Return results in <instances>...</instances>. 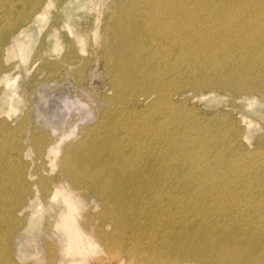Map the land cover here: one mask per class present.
<instances>
[{"label":"rangeland","instance_id":"374dc122","mask_svg":"<svg viewBox=\"0 0 264 264\" xmlns=\"http://www.w3.org/2000/svg\"><path fill=\"white\" fill-rule=\"evenodd\" d=\"M145 1H150L151 5L145 6ZM227 1L229 0H179L177 12L188 10L190 13L177 18V21L179 23L180 20L187 19L197 23L194 14H201L204 21L207 14L213 16L209 10H205L206 5L217 6L220 3L228 10L232 4L235 9L253 12L259 10V15L264 17V0ZM158 3L151 0H0V146L3 147H0V264H63L62 243L57 238L62 233L61 230H56V223L65 205L62 201L57 203L50 199L52 192L60 187L74 195L80 212L79 223L82 225L90 222V227L86 230L94 241L93 246L85 249V252L78 254L76 258L70 257V260L74 259V264H140L136 260L132 261V248L128 243L133 232L135 236L140 235L141 226H152L150 216H161L164 218L163 222L171 224L170 229L174 228L172 221L188 219L202 224L203 220L210 222V234L220 229L231 231L234 227L242 230H248L249 227L264 232V64L255 65L254 68L246 66L247 69L240 73L245 76L248 70V76L243 80L253 81L256 87L253 95H247V91L234 95L212 86H204L194 92L188 91L183 85L186 93L174 96L170 101L165 99L153 102L156 94L152 95L154 98L150 96L145 99L150 86L159 84L161 77L169 81L170 78L167 77L176 73L164 66L163 59L159 64L157 60L160 53H156L158 49L151 46L154 39H144L141 34L147 28L155 30L162 17L155 21L150 19L148 23L142 21L143 25L135 22L132 17L134 10L139 14V9L145 7L154 12L164 8L172 10L171 6L159 7L161 5ZM246 11H243V15L248 14ZM256 27L261 28V25ZM167 42L170 40H166ZM188 63L178 68V76L189 67ZM197 76L212 78L207 77L205 72ZM223 77L232 81L234 74ZM240 96L242 98H237ZM175 113L177 114L174 115ZM203 120L207 122L204 126ZM133 136L137 138L134 141ZM98 154L106 155L107 159L111 157L117 170L124 167L126 178H130L131 174L137 175V181L130 189L135 193L133 195L143 199L144 203L141 201L140 206H145V210L139 206V198L129 197L131 200L128 198L129 200L121 202L116 198L120 196V190L105 189L106 181H111L105 175L99 181L100 191L93 189L94 181L82 172L86 166L93 167L96 171L99 169L97 163L89 165L91 158L94 160ZM136 159L141 161L137 162ZM147 163H150V167ZM183 168L187 170L184 171ZM230 172L231 175H227ZM144 174H148V183L143 179ZM157 186L159 189L172 190L173 197L162 198L163 209L157 204L147 208L146 192L149 189L157 190ZM135 188L139 190L134 191ZM189 197L192 201L188 200ZM109 200L112 201L108 202ZM6 205L8 206L5 207ZM126 209L132 215L129 227L123 220ZM181 214L186 215L184 217ZM116 222H119L118 227ZM227 223L229 224L226 225ZM195 227L190 225L188 229L194 235L198 231L197 226ZM137 237L143 238L142 235ZM118 252L121 255H117ZM68 262L69 260H65V263ZM187 264L199 263L191 261Z\"/></svg>","mask_w":264,"mask_h":264},{"label":"bare ground","instance_id":"6f19581e","mask_svg":"<svg viewBox=\"0 0 264 264\" xmlns=\"http://www.w3.org/2000/svg\"><path fill=\"white\" fill-rule=\"evenodd\" d=\"M141 1V0H139ZM155 3V1L159 2L158 5H161L159 7H172L164 8L161 11L154 12L151 9H139L138 11L132 10L134 12L133 19H135V22H140L142 25L143 22H147L150 19H153L154 21L158 17H162L161 22L157 23V28L155 30L146 29L144 33L142 34V37L144 39L152 38L155 42H151V46L158 49L156 53H160L158 56V62L161 63L162 59L164 61V66L168 67L169 70H174V75L168 76L167 78L170 80H166L165 78H162L158 80L157 85L150 86L149 93L145 94V99L149 98L150 96H154L155 94L157 97L153 100L160 101L165 99H172L174 96H183L185 94L184 88L188 89V91H194L197 89L200 90V88H203L204 86H212V87H218L225 89L227 91H230L234 95L240 94L242 91H247V95H253V91L255 90V85L253 81L251 80H243L245 79V76H248V70L245 73V76L241 75L240 73H243L245 69H247L246 66L249 68H254V66H260L264 64V17L259 15L258 12L253 11H246L242 10V8L235 9V6L232 4L231 7L228 9L224 8V4L221 5V3L217 6H207V9L210 13H212L213 16L210 14H207V16H204V21H202V15L201 14H194V19L197 20V23L190 22V20L182 19L177 21V18H181L182 16H186L190 13V11H178L177 4L179 0H151ZM184 2L185 0H180ZM203 1V0H202ZM210 1V0H209ZM221 1V0H220ZM235 1V0H233ZM233 1H227V2H233ZM246 1V0H245ZM226 2V3H227ZM236 2V1H235ZM240 2V1H238ZM4 3V1H3ZM138 3V2H137ZM166 3H170V5H164ZM213 4V3H212ZM216 4V3H215ZM240 4V3H239ZM2 5V4H1ZM0 5V6H1ZM5 5V3H4ZM10 5V4H9ZM150 1H145V6H150ZM14 6V5H13ZM144 6V4L142 5ZM154 7L156 6L153 5ZM241 6V5H240ZM239 6V7H240ZM245 6V5H244ZM247 6V5H246ZM135 7V6H134ZM251 7V6H250ZM143 8V7H142ZM11 10V9H10ZM250 10V9H249ZM252 10V8H251ZM255 10V9H254ZM196 11V10H194ZM191 10V12H194ZM243 11L248 12V14L243 15ZM262 12V10H260ZM8 12V11H7ZM10 12V11H9ZM8 12V13H9ZM255 13V15H254ZM220 16V17H219ZM258 20V21H256ZM143 21V22H142ZM261 22V23H260ZM148 23V22H147ZM256 25H261L260 27H256ZM199 29V30H197ZM184 35V36H182ZM141 36V35H140ZM166 40H170V42L166 43ZM165 41V42H164ZM110 43V42H109ZM111 44V43H110ZM120 45V44H119ZM117 46V45H116ZM242 47L240 50L239 48ZM186 52V53H182ZM190 59V61H189ZM189 62V63H188ZM189 65L188 68H186L182 75H177L178 68L182 65L187 64ZM240 66V68H239ZM170 72V71H169ZM205 72L206 76H212V78H198L197 74ZM234 74V79L232 81H227V79L223 76H229ZM252 76V75H249ZM177 78H180L179 81H177ZM252 80L254 77L251 78ZM173 80V82H170ZM181 82V84H180ZM191 83V84H189ZM194 83V85H193ZM210 84V85H209ZM181 85V86H180ZM180 86V87H179ZM140 89V88H139ZM142 92V91H141ZM230 93V94H231ZM244 93V92H243ZM139 94V93H138ZM194 94V93H192ZM155 95V96H156ZM138 96V95H137ZM152 96V97H153ZM143 97V96H142ZM154 98V97H153ZM234 98V97H233ZM242 98V96L237 97ZM169 100V101H170ZM180 100V99H179ZM234 101V99H233ZM152 102V101H151ZM178 102V101H176ZM183 102V101H182ZM180 102V103H182ZM186 102V101H185ZM171 103V102H170ZM152 104V103H151ZM150 104V105H151ZM161 104V103H160ZM164 104V103H163ZM153 105V104H152ZM188 105V104H187ZM183 107V105H181ZM149 108V106H147ZM152 108V107H151ZM155 108V107H154ZM152 108V109H154ZM164 108V106H163ZM162 108V109H163ZM166 108V107H165ZM178 108V107H177ZM176 108V109H177ZM186 108V107H185ZM189 108V107H188ZM161 109V108H160ZM168 109V108H167ZM166 109V110H167ZM175 109V110H176ZM169 110V109H168ZM174 110V111H175ZM181 110V109H180ZM189 110V109H188ZM158 111V110H157ZM161 111V110H160ZM165 111V110H164ZM178 111V110H177ZM192 111V110H191ZM168 112V111H167ZM170 112V111H169ZM172 112V111H171ZM170 112V113H171ZM184 112V111H183ZM155 113V112H153ZM175 113L174 115H176ZM181 114V113H180ZM154 115V114H153ZM159 115V114H158ZM162 115V114H161ZM166 115V114H165ZM182 115V114H181ZM194 113L190 116H193ZM164 116V115H163ZM180 116V115H179ZM188 116V117H190ZM165 117V116H164ZM177 117V116H175ZM181 117V116H180ZM174 118V117H173ZM172 118V119H173ZM199 118V117H198ZM175 119V118H174ZM184 119V118H183ZM168 120V119H167ZM157 121V120H156ZM163 121V120H162ZM169 121V120H168ZM167 121V122H168ZM175 121V120H173ZM190 121V120H188ZM193 121V118H192ZM199 121V120H197ZM158 122V121H157ZM166 122V121H165ZM182 122V121H181ZM196 122V121H195ZM204 124L207 123L203 120ZM175 123V122H174ZM187 123V122H186ZM155 124V123H154ZM153 124V125H154ZM185 124V123H184ZM220 124V123H219ZM218 124V125H219ZM152 125V124H151ZM165 125V124H164ZM177 125V124H176ZM181 125V123H180ZM192 125V124H191ZM198 125V123H197ZM208 125V124H207ZM212 125V124H211ZM217 125V124H216ZM156 126V125H155ZM172 126H174L172 124ZM182 126V125H181ZM186 126V125H185ZM193 126V125H192ZM202 126V127H203ZM209 126V125H208ZM154 127V126H152ZM151 127V128H152ZM159 127V125H158ZM175 127V126H174ZM180 127V126H179ZM210 127V126H209ZM215 127V126H214ZM219 127V126H218ZM150 128V127H149ZM156 128V127H154ZM198 128V126L196 127ZM208 128V127H207ZM212 128V127H211ZM203 129V128H202ZM215 129V128H214ZM220 129V128H219ZM153 130V129H152ZM157 130V129H155ZM176 130V129H175ZM178 130V129H177ZM197 130V129H196ZM200 130V128H199ZM206 130V127H205ZM208 130V129H207ZM221 130V129H220ZM141 131V130H140ZM143 131V129H142ZM160 131V129H159ZM158 131V133H159ZM201 131V130H200ZM213 131V130H212ZM144 132V131H143ZM142 132V134H143ZM157 132V131H156ZM166 132V131H164ZM168 132V131H167ZM182 132V131H181ZM186 132V131H185ZM184 132V133H185ZM195 132V131H194ZM207 132V131H206ZM219 132V131H216ZM221 132V131H220ZM162 133V132H161ZM188 133V132H187ZM4 134V133H3ZM2 134V135H3ZM140 134V132L138 133ZM137 134V135H138ZM183 134V132H182ZM190 134V133H189ZM211 134V132H210ZM218 134V133H217ZM221 134V133H220ZM165 135V133H164ZM163 135V136H164ZM171 135V134H170ZM169 135V136H170ZM177 135V134H176ZM143 136V135H142ZM151 136V135H150ZM157 136V135H156ZM162 136V134L160 135ZM172 136V135H171ZM170 136V137H171ZM190 136V135H189ZM217 136V135H216ZM134 137V136H133ZM220 137V136H219ZM2 136L0 137V139ZM5 138V137H4ZM3 138V139H4ZM140 138V137H139ZM138 138V139H139ZM159 138V136H158ZM156 138V139H158ZM178 138V137H177ZM193 138V137H192ZM2 139V140H3ZM137 138H133V141ZM144 139V138H143ZM146 139V137H145ZM154 139V138H153ZM167 139V138H166ZM187 140V138H185ZM191 139V138H190ZM142 140V139H141ZM148 140V139H147ZM169 140V139H168ZM181 140V139H180ZM179 140V142H180ZM194 140V139H193ZM198 140V139H197ZM6 141V140H5ZM151 141V140H149ZM148 141V142H149ZM159 141V140H158ZM178 141V140H177ZM188 141V140H187ZM136 142V141H135ZM132 142V143H135ZM171 142V141H170ZM3 143V142H2ZM5 143V142H4ZM138 143V142H137ZM136 143V144H137ZM150 143V142H149ZM152 143V142H151ZM160 143V142H159ZM188 143V142H187ZM196 143V142H194ZM210 143V142H209ZM1 144V143H0ZM6 144V143H5ZM134 144V145H136ZM142 144V142H141ZM140 144V145H141ZM146 144V143H145ZM144 144V145H145ZM169 144V143H168ZM167 144V145H168ZM173 144V143H172ZM191 144V143H190ZM188 144V145H190ZM152 145V144H151ZM157 145V144H156ZM164 145V144H163ZM197 145V144H196ZM199 145V144H198ZM197 145V146H198ZM118 146V145H117ZM153 146V145H152ZM151 146V148H152ZM169 146V145H168ZM1 147V146H0ZM5 147V145H4ZM7 147V146H6ZM5 147V148H6ZM144 147V146H142ZM157 147V146H156ZM205 147V146H204ZM3 147H1L2 149ZM117 148V147H116ZM139 148V147H138ZM155 148V146H154ZM177 148V147H176ZM192 148V146H191ZM194 148V147H193ZM227 148V147H226ZM105 149V148H104ZM118 149V148H117ZM188 149V148H187ZM120 150V148L118 149ZM123 150V149H122ZM137 150V149H136ZM140 150V149H139ZM151 150V149H150ZM231 150V149H228ZM13 152V150H11ZM101 152V150L99 149ZM149 151V150H147ZM235 151V150H234ZM9 152V151H8ZM52 153L54 150L51 151ZM117 152V150H116ZM130 152V151H129ZM132 152V151H131ZM134 152V151H133ZM137 152V151H136ZM163 152V151H162ZM166 152V151H165ZM190 152V151H189ZM236 152V151H235ZM5 153V152H4ZM104 153V152H102ZM108 153V151H107ZM104 153V154H107ZM118 153V152H117ZM120 153V152H119ZM125 153V152H124ZM135 153V152H134ZM152 153V152H151ZM155 153V152H154ZM205 153V152H204ZM6 154V153H5ZM12 154V153H11ZM10 154V155H11ZM133 155L132 153H130ZM139 154V152H138ZM137 154V155H138ZM157 154V153H156ZM165 153H163L164 155ZM231 154V153H230ZM239 154V153H238ZM242 154V153H241ZM116 155V154H115ZM123 155V154H122ZM188 155V154H187ZM236 155V154H235ZM2 156V155H1ZM9 156V155H8ZM117 156V155H116ZM124 156V155H123ZM130 156V155H129ZM134 156V155H133ZM146 156V155H145ZM166 156V155H165ZM164 156V158H165ZM243 156V155H242ZM258 156V155H257ZM7 157V156H6ZM5 157V158H6ZM67 157V156H66ZM69 157V156H68ZM106 157V158H105ZM161 157V155H160ZM196 157V156H195ZM198 157V156H197ZM206 157V156H205ZM232 157V155H231ZM3 158V157H2ZM14 158V156H13ZM72 158V157H71ZM105 155H97L94 157V160L91 158L89 161V165L93 166V163H97L96 165L99 166V169L96 171L93 169V167L86 166L84 171L82 172L86 177H89L94 182L92 183L93 189L100 188V178H102L104 175L106 176V188L120 190V196L116 197L118 200L128 199L129 197L132 199L133 197L139 198L138 203L139 206L144 203L143 199L141 200L140 196H135L132 193L131 186L137 181V178L132 175L130 178H126V171L125 168L122 167L121 169H116L114 161ZM118 158V157H117ZM132 158V157H131ZM137 158V157H136ZM169 158V157H168ZM183 158V157H182ZM185 158V157H184ZM8 159V158H7ZM5 159V160H7ZM11 159V158H10ZM17 159V158H16ZM89 159V158H88ZM130 159V157H129ZM128 159V161H129ZM135 159V158H134ZM176 159V158H175ZM194 159V158H193ZM192 159V160H193ZM198 159V158H197ZM218 159V158H217ZM216 159V160H217ZM2 160V159H0ZM13 160V159H12ZM66 160V159H65ZM75 160V159H74ZM72 160V161H74ZM78 160V159H77ZM76 160V162H77ZM137 160V159H136ZM140 160V159H138ZM137 160V162H138ZM154 160V159H153ZM157 160V159H155ZM172 160V159H171ZM177 160V159H176ZM181 160V159H180ZM179 160V161H180ZM191 160V161H192ZM199 160V159H198ZM215 160V159H214ZM213 160V161H214ZM240 160V159H239ZM82 161V159H81ZM86 161V159H85ZM119 160H117L118 162ZM125 161V160H123ZM141 161V160H140ZM152 161V160H151ZM159 161V160H158ZM163 161H165L163 159ZM212 161V162H213ZM221 161V160H220ZM223 161V160H222ZM233 161V160H232ZM238 161V160H237ZM11 163L13 161H10ZM9 162V163H10ZM16 162V161H15ZM54 162V161H53ZM67 162V161H66ZM79 162V161H78ZM127 162V161H126ZM149 162V161H148ZM197 162V161H196ZM206 163V161H204ZM208 162V161H207ZM210 162V164L212 163ZM225 162V161H224ZM223 162V163H224ZM235 162V160H234ZM8 163V166H9ZM116 163V161H115ZM121 163V161H120ZM129 163V162H128ZM127 163V164H128ZM134 163V162H132ZM164 163V162H163ZM177 163V162H176ZM179 163V162H178ZM186 163V162H185ZM189 163V162H188ZM219 163V162H218ZM217 163V165H218ZM221 163V162H220ZM230 163V162H229ZM240 163V162H239ZM1 164V162H0ZM64 164V163H62ZM150 163H147V165ZM157 164V163H156ZM159 164V163H158ZM166 164V163H164ZM169 164V163H168ZM181 164V163H180ZM183 164V163H182ZM187 164V163H186ZM208 164V165H210ZM225 164V163H224ZM241 164V163H240ZM243 164V163H242ZM14 165V164H13ZM11 165V166H13ZM71 165V164H70ZM123 165V164H122ZM144 165V164H143ZM146 165V167H148ZM154 164H152L153 166ZM179 165V164H177ZM189 165V164H188ZM187 165V166H188ZM213 165V164H212ZM223 165V164H222ZM229 165V164H228ZM227 165V166H228ZM232 165V164H231ZM66 166V165H65ZM131 166V164H130ZM168 166V165H167ZM180 166V165H179ZM184 166V164H183ZM191 166V165H190ZM215 166V165H214ZM224 166V165H223ZM226 166V165H225ZM243 166V165H242ZM245 166V165H244ZM258 166V165H257ZM62 167V165H61ZM97 167V166H96ZM121 167V166H120ZM119 167V168H120ZM150 167V166H149ZM156 167V166H155ZM166 167V166H165ZM182 167V166H181ZM212 167V166H211ZM219 167V166H218ZM222 167V166H221ZM230 167V166H229ZM234 167V166H233ZM239 167V165H238ZM251 167V166H250ZM9 168V167H8ZM64 168V167H63ZM77 168V167H76ZM91 168V169H90ZM108 168V169H107ZM139 168V167H138ZM142 168V167H140ZM162 168V167H160ZM179 168V167H178ZM187 168V167H186ZM194 168V167H193ZM197 168V167H195ZM203 168V167H202ZM207 168V167H206ZM215 168V167H214ZM213 168V170H214ZM235 168V167H234ZM258 168V167H257ZM137 169V168H136ZM152 169V168H151ZM184 171L185 168H183ZM200 169V168H199ZM212 169V168H211ZM224 169V167H223ZM226 169V168H225ZM1 170V169H0ZM71 170V169H70ZM69 170V172H71ZM73 170V169H72ZM129 170V169H128ZM155 170V169H154ZM160 170V169H159ZM157 170V171H159ZM167 170V169H166ZM175 170V169H174ZM189 170V169H188ZM197 170V169H196ZM216 170V169H215ZM221 170V168H220ZM230 170V169H229ZM6 172V170H4ZM11 171V170H10ZM134 171V170H133ZM156 171V172H157ZM165 171V170H163ZM190 171V170H189ZM192 171V170H191ZM217 171V170H216ZM227 171V170H223ZM242 171V169H241ZM3 172V171H2ZM132 172V170H131ZM147 172V171H146ZM194 171H192L193 173ZM201 172V171H200ZM207 172V171H206ZM211 172V171H209ZM229 172V171H228ZM4 173V172H3ZM135 173V172H134ZM154 173V172H153ZM152 173V174H153ZM159 173V172H158ZM157 173V174H158ZM169 173V172H168ZM203 173V172H202ZM234 173V171H233ZM76 174V173H75ZM130 174V172H129ZM128 174V175H129ZM136 174V173H135ZM151 174V175H152ZM156 174V173H155ZM154 174V175H155ZM166 174V173H165ZM164 174V175H165ZM171 174V173H170ZM181 174V173H180ZM184 174V173H183ZM187 173L185 172V175ZM208 174V173H206ZM205 174V175H206ZM10 175V172H9ZM8 175V176H9ZM71 175V174H70ZM145 175V174H144ZM150 175V173H149ZM196 175V172H195ZM223 175V174H222ZM227 175H231L227 174ZM2 176V175H1ZM64 176V175H63ZM73 176V175H72ZM143 176V175H142ZM167 176V175H166ZM183 176V175H181ZM199 176V175H198ZM201 176V175H200ZM217 176H219L217 174ZM233 176V175H232ZM262 176V175H261ZM78 177V176H77ZM81 177V176H80ZM158 177V175H157ZM160 177V176H159ZM165 177V176H164ZM190 177V176H189ZM205 178V176L203 175ZM84 178V177H82ZM167 178V177H166ZM174 178V177H173ZM185 178V177H183ZM197 178V177H196ZM194 178V179H196ZM200 178V177H199ZM230 178V177H228ZM260 178V177H259ZM13 179V178H12ZM85 179V178H84ZM87 179V178H86ZM143 179L146 183H148V174L143 176ZM153 179V178H152ZM155 179V178H154ZM165 179V178H164ZM176 179V178H175ZM178 179V178H177ZM176 179V180H177ZM191 179V177H190ZM211 179V178H210ZM224 179V178H223ZM235 179V178H233ZM3 180V179H2ZM76 180V179H75ZM83 180V179H82ZM170 180V179H169ZM203 180V178H202ZM205 180V179H204ZM225 180V179H224ZM237 180V179H236ZM78 181V180H77ZM80 181V180H79ZM88 181V180H87ZM102 181V180H101ZM150 181V180H149ZM200 181V179H199ZM219 181V180H218ZM221 181V180H220ZM226 181V180H225ZM234 181V180H233ZM249 181V180H248ZM3 183V181H1ZM91 182V181H89ZM144 182V181H142ZM160 182V181H158ZM168 182V181H167ZM175 183V181L173 180ZM179 182V181H178ZM185 182V181H184ZM183 182V183H184ZM216 182V181H215ZM228 182V181H227ZM256 182V181H255ZM261 182V181H260ZM81 181L79 182V184ZM173 183V184H174ZM180 183V182H179ZM191 183V182H190ZM197 183V181H196ZM199 183V182H198ZM206 183V182H205ZM248 183V182H247ZM6 183H4L5 185ZM56 184V183H55ZM87 184V183H86ZM89 184V183H88ZM142 184V183H141ZM150 184V183H149ZM148 184V185H149ZM156 184V183H155ZM163 184V183H162ZM167 184V183H165ZM182 184V183H181ZM210 184V183H209ZM212 184V183H211ZM232 184V183H231ZM234 184V182H233ZM244 184V183H243ZM256 184V183H255ZM254 184V185H255ZM3 185V186H4ZM82 185V184H81ZM154 185V184H153ZM199 185V184H198ZM201 185V184H200ZM203 185V184H202ZM215 185V184H214ZM227 185V184H226ZM252 185V184H251ZM258 185V184H257ZM263 185V184H262ZM2 186V184H1ZM86 186V185H85ZM137 186V185H136ZM140 186V185H139ZM156 187V185H154ZM160 186V185H158ZM157 186V188H158ZM165 186V185H164ZM170 186V185H169ZM220 186V185H219ZM230 186V185H229ZM233 186V185H232ZM236 186V185H235ZM256 186V185H255ZM259 186V185H258ZM103 187V186H102ZM105 187V186H104ZM151 187V186H149ZM167 187V186H166ZM173 187V186H172ZM182 187V186H179ZM247 187V186H246ZM262 186H260L261 188ZM177 188V187H176ZM186 188V187H185ZM188 188V187H187ZM194 188V187H193ZM208 188V187H207ZM223 188V187H222ZM225 188V187H224ZM230 188V187H229ZM255 188V187H254ZM9 189V188H8ZM11 189V188H10ZM13 189V188H12ZM53 189V188H52ZM102 189V188H101ZM156 189V188H155ZM196 189V188H195ZM204 189V187H203ZM202 189V190H203ZM206 189V188H205ZM210 189V188H208ZM221 189V188H220ZM235 189V188H234ZM231 189V190H234ZM244 189V188H243ZM242 189V190H243ZM263 189V188H261ZM5 190V187H4ZM7 190V189H6ZM14 190V189H13ZM104 190V189H102ZM108 190V189H107ZM139 189L135 188L134 191H138ZM142 190V189H141ZM186 190V189H185ZM191 190V189H190ZM199 190V189H198ZM197 190V191H198ZM219 190V188H218ZM237 190V189H236ZM246 190V189H245ZM248 190V189H247ZM250 190V189H249ZM248 190V191H249ZM254 190V189H253ZM100 191V190H99ZM177 191V190H176ZM189 191V190H188ZM193 191V189H192ZM196 191V192H197ZM200 191V190H199ZM244 191V190H243ZM258 191V189H257ZM261 191V190H260ZM40 192V191H39ZM112 192V191H111ZM145 192V190H144ZM194 192V191H193ZM233 192V191H230ZM247 192V191H245ZM250 192V191H249ZM9 193V192H8ZM49 193V192H48ZM208 193V192H207ZM221 193V191H220ZM251 193V192H250ZM100 194V192H99ZM102 194V193H101ZM100 194V195H101ZM135 194V193H134ZM143 194V193H142ZM147 194V200H146V206L147 208H150L151 205H160V207L163 209L164 202H162V198L164 196L172 198V190H165V189H157V190H148L146 192ZM182 194V193H181ZM188 194V193H187ZM186 194V195H187ZM199 194V193H198ZM201 194V193H200ZM210 194V193H209ZM208 194V195H209ZM253 194V193H252ZM255 194V193H254ZM257 194V193H256ZM11 195V193H10ZM18 195V194H17ZM114 195V194H113ZM219 195V194H218ZM221 195V194H220ZM259 195V194H258ZM3 196V195H2ZM185 196V195H184ZM203 196V195H202ZM210 196V195H209ZM247 197V195H245ZM249 196V195H248ZM251 196V195H250ZM12 197V196H11ZM40 197V196H39ZM38 197V199H39ZM194 197V196H193ZM197 197V196H196ZM204 197V196H203ZM208 197V196H207ZM217 197V195H216ZM230 197V196H229ZM257 197V196H253ZM114 198V196H113ZM129 198V199H130ZM143 198V197H142ZM177 198V197H176ZM192 198V197H191ZM226 198V197H225ZM241 198V197H239ZM238 198V199H239ZM262 198V197H261ZM5 199V198H4ZM7 199V198H6ZM22 199V198H21ZM49 199V198H48ZM51 201L52 202H60L62 201L64 203V208L59 214L57 223H56V230L60 232L61 235L57 236L59 242L62 243V260L61 262L63 264H74V259L70 260V257L76 258L78 254H81L82 252H85V249H88L89 247L93 246L94 241L92 235H90L87 232V228L90 227V222H84L82 225L79 223L80 218V212L78 210V205L75 202V197L71 192H67L64 190V188H56L54 192L51 194ZM108 199V198H107ZM128 199V200H129ZM130 199V200H131ZM146 199V198H145ZM178 199V198H177ZM187 199V198H186ZM200 199V198H199ZM198 199V200H199ZM202 199V198H201ZM249 199V198H248ZM253 199V198H252ZM264 199V198H263ZM2 200V199H1ZM0 200V201H1ZM9 200V199H7ZM104 200V198H103ZM170 200V199H169ZM173 200V199H172ZM176 200V199H175ZM179 200V199H178ZM182 200V199H181ZM190 200V197L189 199ZM196 200V198H195ZM197 200V201H198ZM212 200V199H211ZM231 200V199H230ZM229 200V201H230ZM240 200V199H239ZM254 200V199H253ZM36 201L37 198H36ZM112 200H109L110 202ZM114 201V200H113ZM174 201V200H173ZM192 201V200H190ZM200 201V200H199ZM2 202V201H1ZM6 202V201H5ZM201 202V201H200ZM205 202H207L205 200ZM218 202V201H217ZM216 202V203H217ZM231 202V201H230ZM4 203V202H3ZM107 203V202H105ZM104 203V204H105ZM170 203V202H169ZM177 203V202H176ZM190 203V202H189ZM192 203V202H191ZM212 203V202H211ZM253 203V202H252ZM264 203V202H263ZM129 204V203H128ZM203 204V203H202ZM227 204V203H225ZM234 204V203H233ZM238 204V203H237ZM33 205V204H32ZM40 205V204H39ZM117 205V204H116ZM125 205V204H124ZM145 205V204H144ZM156 205V206H157ZM170 205V204H169ZM167 205V206H169ZM188 205V204H186ZM191 205V204H190ZM211 205H214L211 204ZM216 205V204H215ZM223 205V204H222ZM235 205V204H234ZM6 205L5 207H7ZM17 206V205H16ZM171 206V205H170ZM183 206V205H182ZM193 206V205H192ZM205 206V204H204ZM210 206V205H209ZM218 206V205H217ZM225 206V205H224ZM232 206V204H231ZM244 206V205H243ZM250 206V205H249ZM255 206V205H254ZM142 209H146L145 206H140ZM154 207V206H153ZM186 207V206H185ZM202 207V205H201ZM222 207V206H221ZM220 207V208H221ZM240 207V206H239ZM257 207V206H256ZM117 208V207H116ZM122 208V207H121ZM120 208V209H121ZM126 208V207H125ZM152 208V207H151ZM155 208V207H154ZM165 208V207H164ZM168 208V207H167ZM178 208V207H177ZM176 208V209H177ZM189 208V207H187ZM191 208V206H190ZM193 208V207H192ZM203 208V207H202ZM209 208V207H208ZM213 208H215L213 206ZM218 209V207H216ZM225 208V207H224ZM233 208V207H232ZM235 208V207H234ZM261 208V206H260ZM5 209V208H4ZM9 209V208H7ZM183 209V208H182ZM185 209V208H184ZM205 209V208H204ZM223 209V207H222ZM258 209V208H257ZM117 210V209H116ZM115 210V211H116ZM119 210V208H118ZM127 210V209H126ZM179 210V209H178ZM187 210V209H186ZM189 210V209H188ZM187 210V211H188ZM202 210V209H201ZM221 210V209H219ZM238 210V209H237ZM242 210V209H241ZM249 210V209H248ZM259 210V209H258ZM7 211V210H5ZM151 211V210H150ZM165 211V210H164ZM169 211V209H168ZM225 211H227L225 209ZM235 211V210H234ZM10 212V211H9ZM124 212V211H123ZM147 212V211H146ZM149 212V210H148ZM154 212V211H153ZM156 212V211H155ZM170 212V211H169ZM168 212V213H169ZM177 213V211H174ZM183 212V211H182ZM204 212V210H203ZM208 212V211H207ZM206 212V214H207ZM222 212V211H221ZM233 212V211H232ZM248 212V211H247ZM259 212V211H258ZM114 213V212H112ZM167 213V214H168ZM179 213V211H178ZM189 213V212H188ZM230 213V211H229ZM236 213V212H235ZM8 214V212L6 213ZM158 214V213H155ZM162 214V213H161ZM180 214V213H179ZM200 214V213H199ZM204 214V213H203ZM234 215V213H232ZM242 214V213H241ZM257 214V213H256ZM262 214V213H261ZM148 215V214H147ZM173 215V214H172ZM171 215V216H172ZM183 215V214H181ZM180 215V216H181ZM186 215V214H185ZM185 215H183L185 217ZM188 215V214H187ZM209 215V214H207ZM251 215V214H250ZM259 215V214H258ZM257 215V216H258ZM1 216V215H0ZM29 216V215H28ZM160 216V215H159ZM229 216V215H228ZM243 216V215H241ZM260 216V215H259ZM264 216V215H262ZM9 217V216H8ZM132 215L129 214V211H126V214L123 217L124 224L129 227L130 220ZM176 217V215L174 216ZM151 221L148 226H141L140 227V235L143 236V238H138L137 236H140L137 234L135 236V233L131 235V238L129 240V243L131 245V253L132 261L136 260L140 264H187L191 261H196L199 264H264V232H258L255 228H249L248 230H242L237 229L236 227L232 228L231 231H221V229L217 232L213 231L212 235L209 233L208 229V222L197 223L193 220L188 219H181L180 221H172V226L174 228L169 227L170 223H165L162 220L164 218H157L155 216H150ZM156 218V219H155ZM167 218V217H165ZM181 218V217H180ZM190 218V217H189ZM206 218V217H205ZM204 218V219H205ZM234 218V217H233ZM258 218V217H257ZM262 218V217H261ZM3 219V218H2ZM6 219V218H5ZM13 219V218H12ZM169 219H172L169 217ZM215 219V218H214ZM236 219V218H235ZM245 219V217H244ZM242 219V220H244ZM260 219V218H259ZM26 220V219H25ZM251 220V219H250ZM254 221V219H252ZM258 220V219H257ZM262 220V219H261ZM1 221V220H0ZM170 221V220H168ZM233 221V219H232ZM239 221V220H238ZM260 221V220H259ZM12 222V221H11ZM32 222V221H31ZM216 222V221H214ZM231 222V221H230ZM245 222V220H244ZM220 223V222H219ZM236 223V222H235ZM240 223V222H239ZM261 223V222H260ZM212 224V223H211ZM227 223L226 225H228ZM244 223L242 222V225ZM250 224V223H249ZM248 224V226H249ZM3 225V224H2ZM117 227L119 226V222H116L115 224ZM171 225V224H170ZM197 226L198 229H196L197 233L194 235L190 232L189 226ZM240 225V224H239ZM115 226V228H116ZM211 226V225H210ZM233 226V224H232ZM261 226V224H260ZM7 227V226H6ZM148 227V229H147ZM154 227V229L152 228ZM177 227V229H176ZM220 227V226H219ZM224 227V226H223ZM226 227V226H225ZM228 227V226H227ZM245 227V226H244ZM243 227V228H244ZM251 227V226H250ZM255 227V226H254ZM258 228V226H256ZM15 228V227H13ZM17 228V227H16ZM99 228V227H98ZM196 228V227H195ZM229 228V229H230ZM261 228V227H260ZM259 228V229H260ZM130 229V228H129ZM173 229V230H172ZM246 229V228H245ZM255 229V230H254ZM12 230V229H11ZM192 230V229H191ZM225 230V229H224ZM261 230V229H260ZM263 230V229H262ZM6 231V230H5ZM98 231V230H97ZM57 232V233H58ZM100 232V229H99ZM12 233V232H11ZM98 233V232H97ZM101 233H103L101 231ZM128 233V232H127ZM195 233V232H194ZM1 234V233H0ZM56 234V233H55ZM131 234V233H130ZM3 235V234H2ZM12 235V234H11ZM50 235V234H49ZM1 236V235H0ZM103 236V235H102ZM106 234H104V237ZM122 236V235H121ZM128 236V235H127ZM253 236V238H251ZM101 237V236H100ZM119 237V235H118ZM120 238V237H119ZM117 239V238H116ZM3 240V237H2ZM109 240V238H108ZM114 240V239H113ZM127 240V239H126ZM7 241V240H6ZM3 242V241H2ZM5 242V241H4ZM9 242V241H7ZM6 242V243H7ZM107 242V241H106ZM120 242V241H119ZM122 242V241H121ZM1 243V242H0ZM12 244V242H11ZM115 244V243H114ZM10 245V244H9ZM8 245V246H9ZM116 245V244H115ZM13 246V245H12ZM107 246V245H106ZM119 246V244H117ZM122 246V245H121ZM82 247V248H81ZM115 247V246H114ZM56 248V247H55ZM81 248V250H80ZM121 248V247H120ZM124 248V247H123ZM109 249V248H107ZM114 249V248H113ZM128 249V248H127ZM56 250V249H55ZM54 251V250H53ZM113 251V250H112ZM119 251V249H118ZM122 251V250H121ZM14 252V251H13ZM52 253V252H51ZM57 253V252H56ZM125 253V252H124ZM129 253V252H128ZM12 254V253H11ZM121 255V253H117V255ZM123 255V254H122ZM65 260H69L68 263H65ZM52 261V259H51ZM57 262V260H56ZM74 262V263H73ZM41 263V262H40ZM134 263V262H133Z\"/></svg>","mask_w":264,"mask_h":264}]
</instances>
